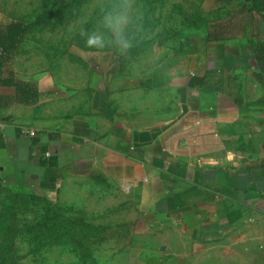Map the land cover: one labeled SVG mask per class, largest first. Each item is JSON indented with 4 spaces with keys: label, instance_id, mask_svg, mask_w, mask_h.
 Here are the masks:
<instances>
[{
    "label": "crops",
    "instance_id": "0c3cea01",
    "mask_svg": "<svg viewBox=\"0 0 264 264\" xmlns=\"http://www.w3.org/2000/svg\"><path fill=\"white\" fill-rule=\"evenodd\" d=\"M207 1L204 32L157 73L15 56L38 97L0 87V185L135 224L149 264H264V10Z\"/></svg>",
    "mask_w": 264,
    "mask_h": 264
},
{
    "label": "rangeland",
    "instance_id": "374dc122",
    "mask_svg": "<svg viewBox=\"0 0 264 264\" xmlns=\"http://www.w3.org/2000/svg\"><path fill=\"white\" fill-rule=\"evenodd\" d=\"M208 2L133 0L141 27L135 46L123 56L107 48H89L80 36L81 29L97 30L101 7L118 0H0V24L27 25L15 55L25 69H64L67 63L73 69L86 64L111 67L118 62L121 70L157 73L160 64L173 62L204 32L214 16L207 13ZM56 214L74 221V227H47ZM45 218L47 223L41 225ZM108 219L107 223L83 219L69 208L48 206L0 185V264H149V249L136 225L119 222L113 215Z\"/></svg>",
    "mask_w": 264,
    "mask_h": 264
},
{
    "label": "clouds",
    "instance_id": "9594fccd",
    "mask_svg": "<svg viewBox=\"0 0 264 264\" xmlns=\"http://www.w3.org/2000/svg\"><path fill=\"white\" fill-rule=\"evenodd\" d=\"M98 25L91 32L81 29L85 45L97 50L111 49L121 56L135 46V33L141 27L133 0H118L111 6L101 7Z\"/></svg>",
    "mask_w": 264,
    "mask_h": 264
},
{
    "label": "trees",
    "instance_id": "16d2710c",
    "mask_svg": "<svg viewBox=\"0 0 264 264\" xmlns=\"http://www.w3.org/2000/svg\"><path fill=\"white\" fill-rule=\"evenodd\" d=\"M247 1H251L253 9L258 11L264 10V0ZM27 28V25L21 21H10L5 24H0V87H13L17 101L25 105H31L35 103L38 97L36 84L34 82L17 79L10 65L12 58L17 55L18 47L26 34ZM44 164L50 165L51 163L44 162ZM47 205L50 206L49 204ZM47 218H45V222H41V225L47 223ZM52 220L53 223L47 227L61 226V224L65 227H74V221L60 218L57 214ZM49 221L51 220L49 219ZM49 231H51V228H49Z\"/></svg>",
    "mask_w": 264,
    "mask_h": 264
},
{
    "label": "built area",
    "instance_id": "2783aa9c",
    "mask_svg": "<svg viewBox=\"0 0 264 264\" xmlns=\"http://www.w3.org/2000/svg\"><path fill=\"white\" fill-rule=\"evenodd\" d=\"M29 136H33L34 133L33 132H26ZM45 157L48 158L49 157V153H45Z\"/></svg>",
    "mask_w": 264,
    "mask_h": 264
}]
</instances>
